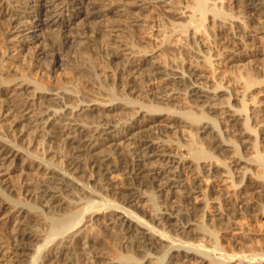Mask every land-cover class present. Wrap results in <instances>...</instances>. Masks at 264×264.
<instances>
[{
    "label": "bare ground",
    "instance_id": "bare-ground-1",
    "mask_svg": "<svg viewBox=\"0 0 264 264\" xmlns=\"http://www.w3.org/2000/svg\"><path fill=\"white\" fill-rule=\"evenodd\" d=\"M21 2L24 4V9L29 6V0H0V98L10 91L18 97L7 110L10 114H2L0 118H4L5 123L10 127H16L15 120L18 115L20 118L23 114L29 116L37 123L38 128L44 130L48 139L58 138L64 147L67 159L64 161V168L61 169L62 173L49 169V177L36 184L32 204L18 201L15 198V190H9L6 185L1 186L0 182V216L11 210H16V213L20 214L18 222L20 227L13 229L15 236L10 238L12 243L8 245V251L0 250V261L11 264H75L73 246L78 243L79 238L85 239L86 234L89 238L88 242L91 240L92 243H97V230L93 226V217L106 214V217L104 216L106 221L121 237V247L129 251L128 255H123L118 248L110 246L107 253L111 257L107 260H110L111 264H155L160 252L166 256L171 250L173 252L168 255L165 264H226L228 259H217L219 261L213 259L212 253L217 251L214 243L217 236L213 237V230L194 223L195 218L205 219L208 213L203 208L201 215L198 216L200 212L198 198L201 197L202 192L196 180L200 175L212 180L225 176L233 179V168L239 165L238 162L251 165L237 154L238 139L235 141L237 143L233 139L250 135V131L256 134L258 132L253 128L249 129L246 124V127H243L240 123L243 121V117L240 118L241 112L223 106L216 92L203 90L206 84L202 80L205 78L201 75L200 66L197 64L206 62L208 57L205 56V51L200 49L202 45L199 46L200 41L195 38L196 33L189 34L188 38L193 40L189 50L193 55L194 63L197 64L186 72V76L178 69H164L158 61L143 60V58L135 61L132 54L134 48L116 41L121 43L125 50H130V53L126 54L130 57L126 64L130 66L134 64L133 68L139 65L134 74L131 72L129 75L131 74L134 80L140 79L145 88L154 89L156 95L148 105L135 103L128 95H119L120 97L115 95L114 91L103 85L100 80L101 73L93 65L90 57L88 59L87 57L84 59L85 56L81 57L83 59L80 63L82 61V64L87 65V68L84 67L85 71L80 70L86 75L84 76L86 83L96 85L101 96L99 99H104V101L84 100L78 95V91H74L62 81L56 83L58 92H51L41 81V75L50 74L64 67L63 51L69 52L72 47L81 46L80 42H83V39L87 41L90 38L89 34L95 36L97 40L100 39L104 34L101 25L94 28V23L90 25L94 28L91 31L90 27L89 31H78L84 23L93 24L99 20L100 14L90 13L88 10L90 0L64 1L65 11L71 13L66 18L59 13L57 14L59 20L54 21L52 19L54 14L51 12L53 1L34 0V7L29 14H36L39 19L37 22L31 21L30 26L20 30L15 20L16 12L10 6L12 3ZM119 2L123 7L128 6V3H123L121 0ZM237 2L244 7V15L247 19L253 21L264 19L262 1L238 0ZM203 3L204 0H196L195 8L201 16L208 10ZM112 7H109L107 13L110 17L117 12ZM118 12L122 14L124 11ZM32 19L34 18L31 16L30 20ZM222 24L228 25L225 21ZM76 25L80 28L75 33H71L73 31L71 29ZM117 25L119 24L109 23L104 27L109 33L120 32ZM3 27L9 28V31H4ZM35 28H38V31L29 35L28 33ZM256 30V35L260 37L255 35L253 38L259 40L264 38L263 27L258 26ZM46 31L52 34L47 44L41 40ZM84 35L87 38H84ZM31 38L37 40L38 45L37 52L32 56L27 54L25 48ZM229 41L230 49L227 50L230 52L238 46L240 39L231 33ZM14 43L21 45L19 55L17 53L15 56L10 54L6 56L2 48L10 44L15 52L17 50ZM103 50L111 57L115 58L118 55L112 43L106 44ZM141 64L146 68L142 69ZM10 67L18 70V75L13 73ZM31 73L39 78L30 79ZM11 84L13 87L8 88L7 86ZM127 86L135 90L134 85L127 84ZM215 89L218 91V87ZM29 90L32 94L31 102L21 98ZM177 95L193 98L189 103L194 105L202 103L201 112L195 114L191 111L182 112L178 108L162 107L163 101H172L170 97ZM53 106L60 109V112L53 110ZM163 111L167 112L169 122L175 128L185 129L195 126L201 134H205L208 130L215 133V125H220V132L210 139L213 149L209 147L207 152L195 151L193 154L183 150L186 152L185 155L184 153L172 155L169 152L170 146L174 145L171 141L160 138L159 133L157 136L149 133L152 124L150 118ZM219 111L222 122L216 123L209 116ZM111 113L114 115L110 116ZM1 140L5 141V144L1 143ZM2 147L5 154L14 155L18 151H23L32 160H38L48 167H57L56 163L43 161L39 154L23 150L14 140L5 139L0 134V148ZM219 152L232 153L233 160L231 162L220 160L219 154H216ZM84 173L95 182L96 187L93 188L81 181V175L84 176ZM118 175L121 176L122 182L116 185L113 178ZM263 176L257 177L264 179ZM256 182L257 186L249 183L247 187L251 190L260 188L262 194L259 198L263 202L264 185H260L258 183L260 181ZM237 186L234 185L235 188ZM79 193L80 197L75 195ZM174 194L177 195L175 201L172 199ZM143 195H148V201L152 204L151 211H141V207L137 206ZM153 211L155 215L151 214ZM192 228L197 229L198 232ZM3 234L0 233V242ZM194 236L200 238L196 239ZM206 242H211L214 246L210 245L209 248ZM134 253L143 256L135 259ZM238 259L239 264H242L239 256ZM154 260L157 261L154 263ZM257 260L255 264L264 261V256Z\"/></svg>",
    "mask_w": 264,
    "mask_h": 264
},
{
    "label": "rangeland",
    "instance_id": "rangeland-1",
    "mask_svg": "<svg viewBox=\"0 0 264 264\" xmlns=\"http://www.w3.org/2000/svg\"><path fill=\"white\" fill-rule=\"evenodd\" d=\"M51 1H53L52 4L54 5L51 8V12L54 14L52 15L54 21L59 20V17H57L59 13H62L64 18L70 15V11H65L64 4L71 0ZM119 1L90 0L88 10L90 13H99L101 18L93 22V24L84 23L83 26L81 25L83 28H77V25L73 26L71 33H75L79 28L78 31L82 30L80 32L89 31V27L91 31L101 25L104 34L98 40L94 38L95 36L92 37L89 34L90 38L87 41L84 39V43L81 41L83 46L80 42L81 46H74L69 52L64 50V67L54 70L50 74L41 75V81L53 93L58 92L56 83L62 81L66 82L74 91H78V95L84 100L104 101L102 98L99 99L101 96L96 89L97 86L86 83V78H84L86 75H83V72L80 71H85V68H87V65L82 64V61L80 63V60L83 59L81 57L85 56L84 59L90 57L93 65L100 71L99 73L102 76L100 80L106 88L111 89L112 92L114 91L113 93L118 97L128 95L135 103L148 105L155 97V91L154 89H151V91L145 88L140 79L136 78L134 80L131 77V74H134L139 65L133 68L134 64L131 66L130 64H126L127 59H130L126 54L130 53V50H125L121 46V43L135 49H131L134 56L133 60L137 61L143 58V60L158 61L164 69H178L179 72L186 76V72L197 64L194 63L193 55L189 50L193 44V40H189L188 38L189 34L196 33L195 38L200 41L199 46L202 45L200 49L205 51V56L209 60V62L207 60L204 63L197 64L200 66L201 75L205 78L202 80L206 84L203 90L216 92L223 106H229L230 108L232 107L231 109H237L241 112L240 118L243 117V123L241 121L240 123L243 127L253 128L259 134L250 131V135L240 139H233L234 142L238 139V143L235 142L239 146L237 154L251 164L245 165V163L238 162L239 165L233 168V179H229L226 176L213 180L212 178L206 179L201 175L198 177L196 180L197 185H200L199 189L202 192L201 197L198 198V209L200 211L198 216L201 215L203 208L208 213L205 219L195 218L194 223L199 226L201 224V226H205L211 231L213 230V237L217 236V239L212 237L217 250L212 253L214 260L228 259L226 264H239V256L242 259H240L242 264H255L258 261L257 258L264 256V198H262L263 202H261L259 196H261L262 191L260 188L251 190L247 186L249 183L257 186L256 181H260L258 183L262 186L264 185V179L257 177L264 175V38L260 40L253 38L256 35V27L261 26L264 29V19L256 21L247 19L244 15L245 9L237 2L238 0H204L203 6L209 11L207 10L202 16L196 11V0H121L123 3H128V6L124 7L121 6ZM260 1L263 3L264 11V0ZM28 5L26 9H24L22 2L20 4L12 3L10 6L16 12L15 20L19 24L20 30H24L28 25L30 26L31 21L37 22L39 19L36 14H29L32 11L31 8L34 7V0H29ZM109 7L117 11L112 17L107 14ZM120 10L124 12L121 14L118 12ZM31 16L34 19L30 20ZM226 19L228 20L226 21ZM224 21L228 25H223ZM109 23L119 24L117 26L120 32L109 33L108 29L104 27ZM90 25H94V28ZM85 26H88L86 27L88 30ZM3 28L4 31H9V28ZM37 31L38 28H35L28 34H35ZM231 33L237 39L239 38L240 42H238V46L234 49L235 51L229 52L227 48L230 43L229 38L231 37ZM44 34L41 40H44V43L47 44L52 34L47 31ZM256 36L258 37L259 35ZM84 38L87 37L84 35ZM28 41L29 43L25 47L26 52L32 56L38 50L37 40L31 38ZM116 41H121V43H117ZM109 43H112L114 49L117 50L116 53L118 55L115 58L109 56L103 50L106 44ZM14 45L17 51L14 52V48L11 49L12 46L8 44L2 48V52H5L6 56L9 54L15 56L20 51L21 45L16 43ZM140 67L142 69L146 68L142 64ZM9 69L18 75V70L12 67ZM129 73H131V76ZM31 74L30 79L37 80L39 78L38 76H34L33 73ZM127 84L134 85L133 88L135 90L128 88ZM7 87L12 88L13 84ZM217 87L218 91L215 89ZM30 91L26 92L27 94L21 96V98L23 97V100L31 102L32 94ZM17 98L13 91L8 92L0 98V116L2 114H10L7 110L11 106L10 104ZM170 99L172 101H163V108H178L182 112L191 111L195 114H199L202 110L200 107L202 103L195 105L189 103V100L193 99L191 97L188 99L187 97L177 95L170 97ZM54 109L58 113L60 112V109L55 106H53ZM219 113L220 111L215 112L209 117L216 123L222 122V115ZM113 115L111 113L110 116ZM19 116L15 120L16 127H10L8 123H5L4 118H0V127H2L0 129L1 136L11 141L14 140L17 145L27 152L39 154L38 156L43 161H51V163L53 162L57 165V167H48L38 160H32L30 157H27L23 151H18L14 155H11L5 154L3 147L0 148L1 186L6 185L5 187H8L9 190L14 189L15 198L18 201L32 204L36 184L49 177V172L52 169L61 172V169L64 168V161H66L67 155H65L64 147L58 138L48 139L44 130L41 127L38 128L37 123L32 118L24 114L21 118ZM150 119L152 121L150 127L152 130L150 129L149 133L154 136H157L159 133L162 135H160V138H163L165 141H171L174 144L173 147L170 146L169 150L172 155H183V153L185 155L186 152L193 154L195 151L207 152L209 151V147L213 149L214 146H212L213 144L210 139L215 137L221 129L220 125H215L214 131L216 134L211 130H208L205 134H201L195 126L185 129L175 128L169 122L170 119L167 117L166 111L158 113ZM216 137L218 138L219 136ZM1 143L5 144V141L1 140ZM183 150L186 152H183ZM216 154H219L218 158L225 162H231L234 156L232 153L226 152ZM83 175H81V181L86 185H91L93 188L96 187L95 182L89 179L87 174L84 173ZM120 179L121 176L118 175L113 178V181L116 185H119L120 181L122 182V179ZM234 185H238L237 188ZM75 195H79L80 197V193ZM147 196L143 195V199L137 204L139 208L141 207V211H151L152 209V204L148 201ZM70 198L74 199L71 196ZM176 198L177 195L174 194L172 199L175 201ZM8 212H4L0 216V233H4L0 242V250L2 252L8 251V245L12 243V239L10 238L15 236L14 230L20 227L18 225L20 214L16 213V210ZM151 214L155 215V211L151 212ZM104 216L106 217V214L93 217V226L97 230V243H92L93 241L91 240L88 242L89 238L86 234L85 239L83 237L79 238L78 243L73 246L74 251L72 253L75 264H111V261L107 260L111 257L107 253L110 246L118 248L123 255L129 254L127 249L121 247V237L109 225L110 223L106 221ZM170 229L168 228V230ZM192 229L198 232L197 229ZM194 237L196 239L200 238V236ZM207 243L205 244L209 248L210 245H213L211 242L208 243L209 245ZM172 252L173 250L166 254V256L160 252L157 256L160 259L158 258V261L154 260V263L157 261V264L161 262V264H165L168 255ZM133 255L135 259L143 256V254L137 253ZM0 264L11 263L0 261ZM259 264H264V261H261Z\"/></svg>",
    "mask_w": 264,
    "mask_h": 264
}]
</instances>
